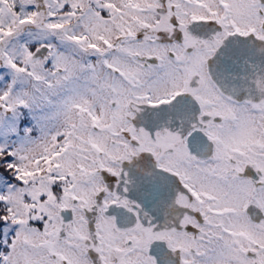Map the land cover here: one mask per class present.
<instances>
[{
	"label": "snow or ice",
	"instance_id": "obj_1",
	"mask_svg": "<svg viewBox=\"0 0 264 264\" xmlns=\"http://www.w3.org/2000/svg\"><path fill=\"white\" fill-rule=\"evenodd\" d=\"M157 2L156 19L167 14L171 29H139L136 37L158 47L130 58L121 52L119 37L105 45L106 51L91 42L93 12L109 15L98 0H88L87 10L74 0H0V173L6 178L0 183V264H140L137 254L143 249L125 230L137 221L153 232L177 234L174 242L148 245V264H264V211L248 207L254 224L247 241L224 215L230 181L243 176L264 186V172L245 165L236 177H221L214 156L222 143L250 135L258 140L251 147L264 158V0H251L247 14L239 11L238 0H210L199 9L194 0ZM196 10L214 18L184 25L182 18ZM197 25L214 31L201 37L193 31ZM197 44L208 78L220 89L218 99L205 93L209 102L203 104L197 95L199 73H189L190 60L181 51ZM97 64L108 71L107 84L80 83L77 73L95 72ZM181 76L191 91L168 100L169 87ZM25 78L61 90L45 102L73 122L76 135L58 132L44 149L56 157L55 175L74 169L70 176L64 173L74 192L98 180L104 187L95 203L81 209L82 220L71 208L61 209L58 219L30 213L22 236L20 225L8 217L6 197L17 185L27 186L20 172L29 159L28 146L55 115L42 114L41 89L33 87L30 95L22 87ZM173 133L184 141L186 153ZM49 187L53 195L64 193L58 182ZM181 195L189 204L199 196L201 208L207 207L178 204ZM101 214L115 225L110 233ZM186 216L195 222H184Z\"/></svg>",
	"mask_w": 264,
	"mask_h": 264
},
{
	"label": "rangeland",
	"instance_id": "obj_2",
	"mask_svg": "<svg viewBox=\"0 0 264 264\" xmlns=\"http://www.w3.org/2000/svg\"><path fill=\"white\" fill-rule=\"evenodd\" d=\"M74 2L80 4L87 10L88 0H74ZM98 2L102 7L109 9V15L107 17L101 16L99 12H93L95 19H93L90 29L91 42L96 43L100 51H106L105 45L107 44L110 47L111 42L119 37L123 41L120 45L121 52L127 53V57L130 58L137 57L135 54H129V52L138 53L140 54V57H142L143 55L148 54V50L150 48H157L158 46H154L150 43L145 44L143 36L136 37L135 33L139 29L145 27L150 30L156 27L167 28L169 31L171 29V25L167 23V14L160 15V18L156 19V9L160 7L157 0H98ZM194 3H196L197 8L199 9L200 6H206L210 3V0H194ZM238 3L241 5L239 11L247 14L251 0H238ZM149 8H151L152 11L146 12ZM196 18L213 19L214 17L211 15L205 16L203 11L196 10L192 11L185 18H182V23L184 25H190L189 22H192ZM154 36L155 34L152 33L153 38ZM158 50L162 51L163 49L162 47H159ZM86 59L87 58H85V61ZM92 60L93 63L97 62L95 57H93ZM77 74L79 76L80 83H83L86 79L90 81L88 85L89 88L96 87L97 85L105 86L107 84L105 77L108 76V71L99 64H97L95 72L85 71L83 73L78 72ZM92 77H95V80H93ZM25 79L27 80V78ZM182 80H184V77H179L177 82L173 86L169 87L167 95L172 94L176 88H181V86L178 85L184 84ZM22 87H24L30 95H32L33 87H39L41 89V99L39 101V105L42 108V114L45 116H52L55 114L54 118L45 122L44 130L41 136L28 146L31 149L28 152L29 159L25 161L20 172L21 178L28 182L27 186L17 185L15 190L10 191L6 197L8 201V209L10 211L9 219L20 225L19 231L23 236L26 234L27 221L30 213L34 216H38L40 213H47L50 217L59 218V210L61 207L59 202L60 199L57 201V196L60 197V193L57 192L56 195H53V190L49 187V185L53 182H58L60 184H63L64 181L67 182L66 177L63 179V174L68 172L71 174L74 169L64 168L61 170L60 175H55L58 171L55 163L56 157L54 154L50 155L49 152H45L44 149L46 147L49 149L51 148V145L55 143L52 137L58 132L69 133L72 135L76 134L72 131L73 122L66 120L65 116L60 113L57 108H54L45 102L48 96L53 95L54 92H60L61 90H50L47 89L46 85H34L32 80H27V83ZM199 93L201 92L199 91ZM211 93L214 96L218 95L216 90ZM60 98V96L54 97L56 101H59ZM91 99L92 97L89 95L87 102H90ZM81 107H83V105L77 106L74 111L78 114ZM208 134L211 136V133ZM33 135L35 136L36 133L34 132ZM64 138L66 139L67 137ZM253 143H258V140L249 135L233 139L228 144L233 145L237 153L238 151H241L242 159H251L257 166L256 169H260L264 172V158L261 157V154L256 153L251 147ZM56 146L59 148V145ZM37 161L39 166H37ZM44 168L52 172V177H50V179L47 178V172L44 173ZM5 179L6 178L3 177V174L0 173V183H3ZM261 179H264V175L261 176ZM63 186L65 187V185ZM92 188L93 186L88 189L79 188V191L83 193L81 194L82 202L87 200L90 202L89 197L91 196ZM41 194H45L44 200L39 199ZM29 197L31 199H29ZM246 201H248V198L244 201V205L246 204ZM254 203L261 211H264V186H258L256 200H254ZM32 209H35L36 211L31 212ZM74 211L77 215L76 219L78 221L82 220L79 216V214H82L81 210L76 207L74 208ZM237 215L241 218L246 217L245 211H242V214ZM103 217V215L100 217L103 221L102 226L110 233V228ZM242 224V230H237L236 233L238 235L242 233V238L245 240V234L250 232V226L245 223ZM137 255L140 256L141 253H138ZM148 259L145 258L147 264L149 261Z\"/></svg>",
	"mask_w": 264,
	"mask_h": 264
},
{
	"label": "flooded vegetation",
	"instance_id": "obj_3",
	"mask_svg": "<svg viewBox=\"0 0 264 264\" xmlns=\"http://www.w3.org/2000/svg\"><path fill=\"white\" fill-rule=\"evenodd\" d=\"M195 20H200L198 18H196ZM193 22V21H192ZM192 22H189V24H191ZM193 31L198 32L199 35L201 37H209L212 35L214 29H212L211 27H204V26H200L197 25ZM237 41L235 39H233V43H236ZM251 42V41H250ZM200 49V45H197L195 49H190L186 54L183 53L182 51V55H185L186 58H188L190 60V63L188 64V71L189 73H199L200 76V88L202 89V91H200L201 93H197V95L199 96V103L203 104V103H207L208 101V95L210 94L212 95V91L213 89L216 90V92L219 94L220 89L216 87L215 83H213L209 78H208V74H207V68L203 66V60H204V55L199 51ZM127 55V53H125ZM132 55H136L137 58L140 57V54L138 53H130ZM184 82V84H179L178 86H181V88H176L175 91H173L172 94L167 95L166 94V98L168 100H171L175 95H177L178 93H182V92H189L191 91V89L188 87L187 83L185 82V80H182ZM215 98H219V95H212ZM160 101L157 100L156 103H159ZM203 111L208 112L211 111L215 114H221L217 109H203ZM193 128H195V125H193ZM207 132V130H204ZM171 138H173L174 142L186 153L187 152V148L185 146L184 141L180 140L178 136L175 135V133L171 134ZM214 156H218L219 157V161H218V173L217 175L223 177L225 176V174L228 177H236V174L238 172H242L243 168L245 165L253 167L254 169H256V165L253 163V161L251 159L245 158L242 159L241 158V151H238V153L236 152L235 148L233 145L228 144V143H222V146H217L214 149ZM44 173L47 172V178L50 179L51 173L49 170H46L45 168L43 169ZM70 172H68V175L70 176L71 174H69ZM64 177H66L63 174V179ZM67 178V177H66ZM67 182L64 181L63 184H61V186L64 189V193L61 196L60 195V210L61 209H66V208H71L73 209V216L74 218H77L76 212L74 211V208H79V210L89 207L91 203H95V199L94 196L97 192H99L101 189H103L104 185L103 182H97L96 185L93 186L92 190H91V196L89 197L90 202L87 200L85 202H82V195L83 194L81 191H79V188H77V190L74 192L72 191V187L73 185L69 183V180L67 178L66 180ZM65 185V187L63 186ZM230 189H231V193H230V197H229V203H228V207L227 210L224 212V215L226 217V220L228 223L232 224L235 226V231H241L243 224L245 223L246 225L250 226V232L245 234V241H247V239H249L252 235L253 232V224L254 221H252L250 219V214L247 212L248 207L251 206H255L257 207V205L254 203V200H256V193L258 190V186L253 184L251 179L249 177H239L236 178L234 181H230ZM193 195L195 196L196 194L193 193ZM248 198V201H246V204L244 205V201ZM75 199L77 202L76 203H72V200ZM70 200V201H69ZM196 200L198 201L197 203H193V204H189L187 201V198L183 197L182 195L179 196V198L177 199V203L193 208L194 210H200V211H204V209L207 207L206 205L204 206V208H201V204L199 203L200 201V197L196 196ZM111 201V199H109L108 201ZM120 203H124V200L121 199ZM106 206V205H105ZM258 208V207H257ZM60 210H59V214H60ZM242 211H245L246 213V217L245 218H241L239 217L237 214H242ZM82 214H79V216L83 219V212L81 211ZM254 215V214H252ZM102 216V214H101ZM237 216V217H235ZM108 225V227L110 228V231L113 227H115L114 224L111 223V218L108 217H103ZM184 222H192L194 223L195 220L194 218L190 219L187 218ZM125 230L131 233V238L135 241V244L138 248L143 249V254H141L139 256V261L141 264H147L145 258H149L147 256V248L148 245L153 241V240H165L167 242H174L176 239V235L175 233L172 232H164V231H159V232H153L150 228H143L139 226V222L137 221L132 228H127L125 227ZM246 231V230H245ZM247 232V231H246ZM150 259V258H149ZM148 259V260H149Z\"/></svg>",
	"mask_w": 264,
	"mask_h": 264
},
{
	"label": "trees",
	"instance_id": "obj_4",
	"mask_svg": "<svg viewBox=\"0 0 264 264\" xmlns=\"http://www.w3.org/2000/svg\"><path fill=\"white\" fill-rule=\"evenodd\" d=\"M4 207H7V208H9L8 207V204L7 205H4ZM10 216V211H8V217Z\"/></svg>",
	"mask_w": 264,
	"mask_h": 264
}]
</instances>
